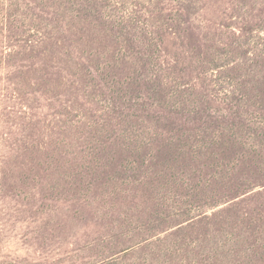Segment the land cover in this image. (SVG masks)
I'll return each mask as SVG.
<instances>
[{
	"label": "trees",
	"instance_id": "16d2710c",
	"mask_svg": "<svg viewBox=\"0 0 264 264\" xmlns=\"http://www.w3.org/2000/svg\"><path fill=\"white\" fill-rule=\"evenodd\" d=\"M111 1L0 0V204L39 264H264V0Z\"/></svg>",
	"mask_w": 264,
	"mask_h": 264
},
{
	"label": "rangeland",
	"instance_id": "374dc122",
	"mask_svg": "<svg viewBox=\"0 0 264 264\" xmlns=\"http://www.w3.org/2000/svg\"><path fill=\"white\" fill-rule=\"evenodd\" d=\"M134 0H112L109 3L108 8L105 10L107 15L121 16L127 14L131 10V4ZM138 1V0H137ZM151 2L150 8L156 0H149ZM162 1V0H160ZM164 1H177V0H164ZM140 3L144 1H138ZM204 15L207 19H214L213 9L208 7ZM258 43L257 51L264 48L261 45V41H255ZM27 208L15 206L12 202L6 205L0 204V262L4 264H15L25 261V264H39L44 259H37L42 253L34 251L33 248L28 246L27 241L31 240V232L34 229V224L18 223L16 222V216ZM48 251V248H45ZM177 258V257H176ZM130 260H133L131 258ZM48 263L51 260H47ZM96 261V260H95ZM94 261L89 259H83L77 261L76 264H92ZM63 264H71L64 262ZM117 264H127L126 262H118Z\"/></svg>",
	"mask_w": 264,
	"mask_h": 264
}]
</instances>
